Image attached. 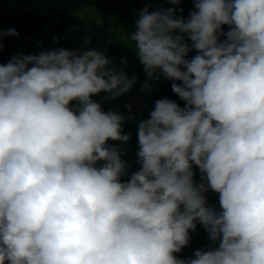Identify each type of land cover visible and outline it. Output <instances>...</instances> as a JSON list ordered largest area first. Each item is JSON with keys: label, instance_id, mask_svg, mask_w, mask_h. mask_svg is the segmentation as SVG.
<instances>
[{"label": "clouds", "instance_id": "obj_1", "mask_svg": "<svg viewBox=\"0 0 264 264\" xmlns=\"http://www.w3.org/2000/svg\"><path fill=\"white\" fill-rule=\"evenodd\" d=\"M166 2L128 39L141 90L170 81L184 106L138 122L134 172L109 143L134 117L94 99L133 89L125 58L88 36L0 64V264H264V0ZM198 225L209 247L180 258Z\"/></svg>", "mask_w": 264, "mask_h": 264}, {"label": "trees", "instance_id": "obj_2", "mask_svg": "<svg viewBox=\"0 0 264 264\" xmlns=\"http://www.w3.org/2000/svg\"><path fill=\"white\" fill-rule=\"evenodd\" d=\"M104 0H0V29L7 30L14 28L19 33L18 36L5 37L3 39V49L0 50V64H6L13 56L17 54H37L43 49H80L85 47L84 38L91 36L93 38L92 47H98L110 42L114 32V22L108 21L101 24L88 23L78 17L81 10L99 6ZM147 2L157 4V8L172 7L166 0H146ZM136 9H143L138 0H132L131 4ZM183 15L187 18L189 11L193 9L191 0H184ZM179 14V13H178ZM137 17L131 15L126 19L128 28L124 33H130L134 30V23ZM227 31V26L224 28ZM53 37L58 38V42H53ZM37 44L41 47H37ZM126 54V53H125ZM194 53H190V56ZM139 78V99L141 108L139 114L132 120H128L123 125L124 134H130L131 139L128 144H119V142L109 141L110 144H116L126 150L127 155L124 159L131 163L130 173L138 170L135 164L136 152L138 150L137 126L141 119L148 118V113L154 107V101L167 97L175 100L181 107L183 101L175 96L171 90V82L161 79L155 83L153 93H145L141 90V85L147 77L143 67L135 71ZM136 93V92H135ZM103 93L94 97L97 101L103 103ZM105 109V108H104ZM197 171V179L199 176ZM123 179H127L124 177ZM210 205L218 207V195L209 194ZM197 236L191 238L189 246L182 249L177 254L180 258L191 257L197 249H206L209 247L207 233L202 227L197 226Z\"/></svg>", "mask_w": 264, "mask_h": 264}, {"label": "rangeland", "instance_id": "obj_3", "mask_svg": "<svg viewBox=\"0 0 264 264\" xmlns=\"http://www.w3.org/2000/svg\"><path fill=\"white\" fill-rule=\"evenodd\" d=\"M131 2L132 0H104L99 6L87 8L78 12V17L88 23L101 24L108 21L114 22V32L110 42L96 48L100 51H105L106 49L108 57L113 59L118 67H122L121 59L125 58L127 60V68L125 71L129 77L135 74L138 67H143L139 63L135 52L131 49L134 47V43L128 39V35H130L131 32L127 34L124 33L125 29L128 28L127 21L125 20L129 19L131 15H135L138 18V13L142 10L140 8L136 9L135 6L130 5ZM138 2L143 6V9L145 7H148L150 10L158 9L156 7L157 4L147 2L146 0H138ZM139 80L140 79L137 78V83L129 93L122 95L115 101H103L105 110H116L123 115L127 116L131 114L133 117H136L141 108L138 95L140 93L138 87ZM153 92L154 91L149 93ZM126 105L130 106V108L126 107ZM190 236L191 238L197 236V231L190 233Z\"/></svg>", "mask_w": 264, "mask_h": 264}]
</instances>
